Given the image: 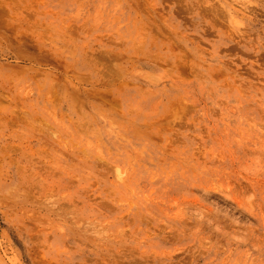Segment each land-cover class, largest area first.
I'll use <instances>...</instances> for the list:
<instances>
[{
  "label": "rangeland",
  "instance_id": "rangeland-1",
  "mask_svg": "<svg viewBox=\"0 0 264 264\" xmlns=\"http://www.w3.org/2000/svg\"><path fill=\"white\" fill-rule=\"evenodd\" d=\"M0 264H264V0H0Z\"/></svg>",
  "mask_w": 264,
  "mask_h": 264
}]
</instances>
